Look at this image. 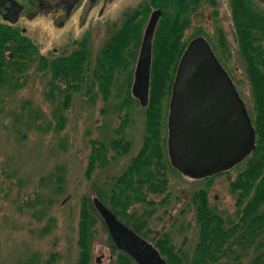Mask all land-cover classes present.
<instances>
[{
  "label": "rangeland",
  "instance_id": "374dc122",
  "mask_svg": "<svg viewBox=\"0 0 264 264\" xmlns=\"http://www.w3.org/2000/svg\"><path fill=\"white\" fill-rule=\"evenodd\" d=\"M22 1L25 6L14 24L37 45L38 55L49 60L71 52L83 40L87 69L80 88L70 90L66 106L64 91L58 88L65 84L56 81L52 87L51 71L38 56L0 88V264H76L83 196L92 202V196L100 192L108 203L114 177L143 143V107L131 93L137 50L128 65L116 67L107 98L90 75L109 32L120 24L125 11L142 0H92L87 13L86 0H76L67 11L57 7L36 10L30 1ZM252 1L264 12V4ZM217 2L207 6L203 0L196 11L190 10L191 21L181 39L186 44L199 31L197 27L202 28L201 34L233 77L252 116L251 84L239 52L230 0ZM152 9L144 10L142 33ZM0 22L8 23L1 16ZM221 33L224 46L219 42ZM127 90L133 98H125ZM169 98L170 94L163 98V137L167 136ZM117 135L130 141L127 152L119 154L109 147L110 139ZM93 141L108 145L107 156L101 163L94 161L88 172ZM162 142L166 148V140ZM249 157L198 178L167 166L166 190L148 194L152 204L143 201L130 205L124 211L125 219L145 226L146 238L152 242L165 234L178 254L191 255L198 236L192 194L204 189L210 207L235 220L237 193L231 190L230 181ZM95 217L88 264H115L117 250L111 246L102 217L99 213ZM235 252L247 260L255 252L254 245L237 247Z\"/></svg>",
  "mask_w": 264,
  "mask_h": 264
},
{
  "label": "trees",
  "instance_id": "16d2710c",
  "mask_svg": "<svg viewBox=\"0 0 264 264\" xmlns=\"http://www.w3.org/2000/svg\"><path fill=\"white\" fill-rule=\"evenodd\" d=\"M198 1L142 0L137 7L125 11L120 24L109 32L90 71L91 77L97 79L103 97L107 98L116 67L128 65L136 50L138 54L144 10L147 12L151 6L161 9L152 38L148 102L142 106L145 123L143 143L121 173L114 177L108 203L100 192L97 194L119 219L144 237L147 234V229H143L145 226L125 219L124 211L135 202L154 203L148 194L162 193L167 188L165 169L173 165L162 142L166 137L160 132L165 113L163 98L171 93L176 66L185 46L181 36L190 23V9ZM230 6L239 52L244 60L253 95L251 118L256 133L255 148L245 167L230 181L231 190L237 193V218L226 219L210 207L204 189L196 190L192 200L198 236L191 255L178 254L165 234L154 239V245L169 264L264 263V12L257 9L252 0H230ZM22 31L14 23L0 22V88L38 56L42 65L51 71L52 87H55L56 81L65 84L58 88L64 91L66 106L70 90L80 88L86 77L87 49L84 41L81 40L79 46L71 52L48 60L44 55H38L37 45ZM221 35L219 42L224 46L223 33ZM128 94L127 90L125 98H133V94ZM93 142L88 172L94 161L101 163L107 156L108 145ZM129 145L130 141L122 135L109 141V147L119 154L127 152ZM90 199L87 195L83 196L81 204L78 230L80 250L76 264L89 263V247L93 235L91 229L96 221L95 215H98ZM108 237L112 248L117 250L115 264H138L126 251L116 247L110 235ZM251 245H254L255 252L247 260L242 258V253L235 252L237 247L247 248ZM234 252L233 257L231 254Z\"/></svg>",
  "mask_w": 264,
  "mask_h": 264
},
{
  "label": "water",
  "instance_id": "95a60500",
  "mask_svg": "<svg viewBox=\"0 0 264 264\" xmlns=\"http://www.w3.org/2000/svg\"><path fill=\"white\" fill-rule=\"evenodd\" d=\"M6 1L0 0V7ZM42 1L53 5L60 0ZM160 14L158 7L149 14L134 67L131 91L141 106L148 102L152 38ZM166 126L170 163L192 177L227 169L255 146L244 102L202 36L190 39L179 57ZM92 203L117 248L138 264H169L151 240L119 219L97 195Z\"/></svg>",
  "mask_w": 264,
  "mask_h": 264
},
{
  "label": "flooded vegetation",
  "instance_id": "af4514ba",
  "mask_svg": "<svg viewBox=\"0 0 264 264\" xmlns=\"http://www.w3.org/2000/svg\"><path fill=\"white\" fill-rule=\"evenodd\" d=\"M29 1H30V2H29ZM75 1H76V0H74L72 3H74ZM91 1H92V0H86L85 3H84V10H86V13H87V9H88V6H89V4L91 3ZM201 1H203V0H199L198 3H197V5H196L195 7H193V8H191L190 10H193V11H194L195 9L199 8V7H200V4H201ZM217 1H218V0H205V3H206L207 6H216L217 3H218ZM28 2H29V3H33V5H32V9L35 8L36 10L43 9V8H45V7H46V8H50V7L54 8V7H57V8H62V9L64 8V11H65V10L67 11V10H69L70 7L72 6V3H70V2H68V1H66V0H60L59 2H57L56 4H53V5L46 4V3H44L42 0H28ZM24 6H25V2H23L22 0H7V1H6V2L0 7V16H1V18H4L5 20H7L9 23H15V22L17 21L18 17H19V13H20V11L23 10ZM195 11H196V10H195ZM190 17H191V15H190ZM190 21H191V19H190ZM157 22H158V21H157ZM189 24H190V23H189ZM197 30H199V31H197L193 37H195V36H202V37H204V38L207 40V42L209 43L210 48L212 49V52H213L214 56L216 57V59H217L219 65H220L221 68L226 72V74L229 76V78H230L231 81L233 82V84H234V86H235V88H236V90H237V92H238L240 98L243 100V98L241 97V95H240V93H239V91H238V89H237V87H236L235 81L233 80V77H232L231 74L229 73L228 69L224 66V64H223L222 61L220 60L219 56H218L217 53L215 52L213 46L210 44V42H209V40L207 39V37H206L204 34H201V32H202V28L197 27ZM193 37H191L190 39H192ZM190 39H189V40H190ZM189 40H188V41H189ZM188 41H187V43H188ZM187 43H186V44H187ZM186 44H185V46H186ZM185 46H184V48H185ZM184 48H183V50H184ZM183 50H182V52H183ZM243 102H244V100H243ZM244 105H245V102H244ZM245 107H246V105H245ZM246 110H247V113H248V115H249V117H250L251 123L253 124V122H252V118H251V115L249 114V111H248L247 107H246ZM166 138H167V136H166ZM255 140H256V133L254 134V145H255ZM254 148H255V146H254ZM254 148H252L248 153H246L245 156H244L241 160H243L244 158H247V156H251L252 151H253ZM166 150H167V148H166ZM168 158H169V157H168ZM239 161H240V160H239ZM239 161H237V162H239ZM237 162H236V163H237ZM236 163H234V164H236ZM176 169H177V168H176ZM227 169H228V168H227ZM223 170H225V169H223ZM221 171H222V170H221ZM180 172H181V171H180ZM217 172H219V171H217ZM213 173H216V172H213ZM213 173H211V174H213ZM183 174H184V173H183ZM211 174H207V175H205V176H208V175H211ZM185 175H187V174H185ZM191 177H192V176H191ZM202 177H204V176H202ZM195 178H198V177H195Z\"/></svg>",
  "mask_w": 264,
  "mask_h": 264
}]
</instances>
